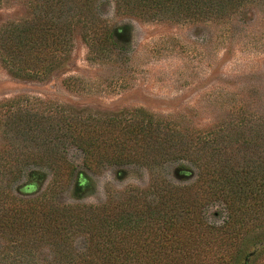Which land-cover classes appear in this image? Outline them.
I'll use <instances>...</instances> for the list:
<instances>
[{"label":"trees","instance_id":"trees-1","mask_svg":"<svg viewBox=\"0 0 264 264\" xmlns=\"http://www.w3.org/2000/svg\"><path fill=\"white\" fill-rule=\"evenodd\" d=\"M255 3L264 0H24V14L0 26V64L20 80L65 74L76 36L89 61L126 53L133 25H111L108 7L132 19L200 22ZM246 114L198 129L143 107L97 110L30 96L0 101V136L10 142L0 149V184L9 189L1 190L9 208L0 211V234L24 248L16 255L0 250V264H264V118ZM72 148L92 171L140 165L190 176L175 183L160 173L149 187L98 205L57 204L55 183L37 197L10 191L36 173L32 168L69 164ZM24 150L30 155L16 156ZM85 174L77 186L88 183ZM39 246L50 255H35Z\"/></svg>","mask_w":264,"mask_h":264},{"label":"rangeland","instance_id":"rangeland-1","mask_svg":"<svg viewBox=\"0 0 264 264\" xmlns=\"http://www.w3.org/2000/svg\"><path fill=\"white\" fill-rule=\"evenodd\" d=\"M25 6L24 0H0V26L22 16ZM106 15L111 25L132 23L126 53L104 62L89 61L86 45L76 36L65 74L43 81L20 80L0 64V101L30 96L97 110L143 107L198 129L219 128L246 113V118L251 114L264 118V3L247 5L224 19L200 22L132 19L111 7L106 8ZM69 78L71 86L65 83ZM9 143L0 136V149H9ZM30 151H19L16 156L25 157ZM68 159L71 162L59 169L32 168L36 173L21 176L10 191L20 197H37L55 183L52 198L57 204L98 205L115 203L129 190L149 187L160 173L175 183L190 176L176 174L169 167L157 170L140 165H107L92 171L75 148ZM81 173L88 178L85 186L76 185ZM30 183L34 190H23ZM2 189L9 191L0 184V211L9 208ZM82 240L78 237L76 244ZM15 245L9 236L0 234V250L22 253L24 248ZM50 253L43 246L35 251L40 258Z\"/></svg>","mask_w":264,"mask_h":264}]
</instances>
